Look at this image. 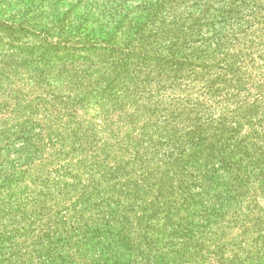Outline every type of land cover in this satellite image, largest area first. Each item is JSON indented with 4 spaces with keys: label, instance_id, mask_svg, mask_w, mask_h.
<instances>
[{
    "label": "trees",
    "instance_id": "obj_1",
    "mask_svg": "<svg viewBox=\"0 0 264 264\" xmlns=\"http://www.w3.org/2000/svg\"><path fill=\"white\" fill-rule=\"evenodd\" d=\"M0 264H264V0H0Z\"/></svg>",
    "mask_w": 264,
    "mask_h": 264
}]
</instances>
